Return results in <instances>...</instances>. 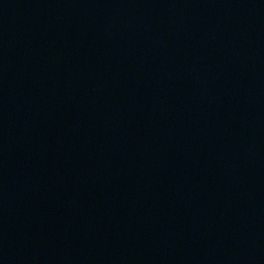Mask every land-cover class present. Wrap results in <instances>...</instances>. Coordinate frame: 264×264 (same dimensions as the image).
<instances>
[{
  "label": "water",
  "instance_id": "1",
  "mask_svg": "<svg viewBox=\"0 0 264 264\" xmlns=\"http://www.w3.org/2000/svg\"><path fill=\"white\" fill-rule=\"evenodd\" d=\"M0 264H264V0H0Z\"/></svg>",
  "mask_w": 264,
  "mask_h": 264
}]
</instances>
